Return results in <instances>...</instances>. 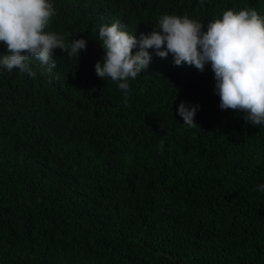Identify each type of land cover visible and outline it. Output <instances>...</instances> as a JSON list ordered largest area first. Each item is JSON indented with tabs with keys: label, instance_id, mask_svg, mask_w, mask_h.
<instances>
[{
	"label": "trees",
	"instance_id": "trees-1",
	"mask_svg": "<svg viewBox=\"0 0 264 264\" xmlns=\"http://www.w3.org/2000/svg\"><path fill=\"white\" fill-rule=\"evenodd\" d=\"M49 2L46 31L86 50H54L51 72L30 58L35 78L0 69V264H264V126L220 108L211 63L148 49L127 102L95 71L101 26L139 40L174 14L206 31L227 10L264 17V0Z\"/></svg>",
	"mask_w": 264,
	"mask_h": 264
},
{
	"label": "clouds",
	"instance_id": "clouds-1",
	"mask_svg": "<svg viewBox=\"0 0 264 264\" xmlns=\"http://www.w3.org/2000/svg\"><path fill=\"white\" fill-rule=\"evenodd\" d=\"M55 15L49 0H0V43L7 46V55L0 57V69H18L35 78L36 72L28 64L30 58L48 65L51 72L56 67L54 50L61 49L69 57L86 50L84 39L66 44L61 35L46 31ZM203 29L204 24L197 20L174 14L160 16L153 30L141 34L139 40L123 30L118 20L101 26L99 39L105 55L103 62L95 65L96 74L117 82L127 102L129 79L149 68L152 57L148 49H156L160 58L171 53L176 66L187 63L201 72L211 63L220 108L243 112L246 122L264 126V17L255 9L227 10L222 19L209 22L207 30ZM137 46L139 51L134 53ZM165 46L166 50H161ZM198 108L179 105L184 125L197 127L194 118ZM159 148L162 152L163 139ZM258 190L264 191V185Z\"/></svg>",
	"mask_w": 264,
	"mask_h": 264
}]
</instances>
